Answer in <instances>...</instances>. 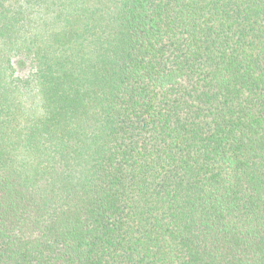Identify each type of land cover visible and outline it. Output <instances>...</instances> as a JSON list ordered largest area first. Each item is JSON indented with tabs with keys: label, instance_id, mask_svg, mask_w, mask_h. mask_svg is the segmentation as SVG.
<instances>
[{
	"label": "trees",
	"instance_id": "obj_1",
	"mask_svg": "<svg viewBox=\"0 0 264 264\" xmlns=\"http://www.w3.org/2000/svg\"><path fill=\"white\" fill-rule=\"evenodd\" d=\"M0 264H264V0H0Z\"/></svg>",
	"mask_w": 264,
	"mask_h": 264
}]
</instances>
